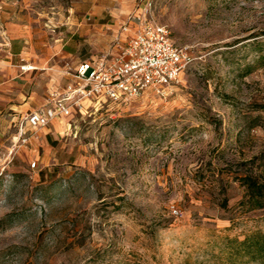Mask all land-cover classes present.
<instances>
[{"label":"rangeland","instance_id":"374dc122","mask_svg":"<svg viewBox=\"0 0 264 264\" xmlns=\"http://www.w3.org/2000/svg\"><path fill=\"white\" fill-rule=\"evenodd\" d=\"M115 11L167 27L191 62L163 95L86 104L25 145L23 120L0 125V264H257L234 241L264 233L246 186L264 185V0H0V47L27 35L54 66L34 78L66 85L112 47ZM73 35L78 59L52 58Z\"/></svg>","mask_w":264,"mask_h":264},{"label":"built area","instance_id":"2783aa9c","mask_svg":"<svg viewBox=\"0 0 264 264\" xmlns=\"http://www.w3.org/2000/svg\"><path fill=\"white\" fill-rule=\"evenodd\" d=\"M130 24L131 36L123 42L115 40L117 54L102 55L73 68L67 65L71 83L62 92L50 94L43 108L27 115L21 125V145L54 120L74 112L82 114L87 101L124 105L148 90L163 95L178 82L191 62L187 48L176 45L171 31L149 22L145 14L129 19L121 31L127 33Z\"/></svg>","mask_w":264,"mask_h":264},{"label":"crops","instance_id":"0c3cea01","mask_svg":"<svg viewBox=\"0 0 264 264\" xmlns=\"http://www.w3.org/2000/svg\"><path fill=\"white\" fill-rule=\"evenodd\" d=\"M91 11L94 13L100 12L96 3L84 13L85 15H88ZM123 14L124 15H121L118 11L113 12V15L117 16L119 21L128 20L129 18H127V15H125V13ZM123 23L124 24L119 28L120 31L126 24L125 22ZM82 24L83 23L81 22V25ZM110 27L116 29L117 24L110 25ZM119 30H115L117 33L113 35L111 41L112 47H110V50H108L107 46L104 47L103 50L107 52L104 55L117 54V49L114 46L115 40L119 39L122 42L127 40L133 33V25H129V31L127 33H123L122 31L120 33ZM90 31L91 29L89 28L82 34L84 35ZM26 36L27 35L23 34L11 36L10 40L6 43L8 51L2 50L0 47V125L18 119L24 121L25 116L31 113H28L29 110L43 107L47 103L50 94L54 92H62L65 87L71 83V78H69V82H67L66 85L61 84L62 78H59L57 79V84H53V87V85L49 86V83L38 82V79L34 78V76L39 74H49V70L54 69V66L49 64L51 58H49L50 56L47 52L37 54L34 51L35 47L32 44H29V41H25L22 45H20V42H17ZM73 37L75 38V35L69 37L65 42L60 40L62 43L58 46V50L55 55H52V58L57 57L58 59L60 56L62 59L72 57L73 60H77L78 56L76 50L79 48V45L74 47L69 43ZM88 44L91 48L95 49V47H92L94 43L91 42L90 38ZM13 58L19 59L23 63L21 64V67L27 65L28 67L26 71L18 73V71H16V66L12 65ZM94 60L96 59L93 57L80 60L75 63V66L85 61L88 62ZM55 67L64 71L63 67L61 68L58 65ZM91 103L93 102L87 101L85 102V106L86 104ZM23 114L26 115L23 116Z\"/></svg>","mask_w":264,"mask_h":264},{"label":"trees","instance_id":"16d2710c","mask_svg":"<svg viewBox=\"0 0 264 264\" xmlns=\"http://www.w3.org/2000/svg\"><path fill=\"white\" fill-rule=\"evenodd\" d=\"M249 201L253 209L264 208V185H259L255 180H246ZM237 245L236 254L247 257L251 262L264 264V233H253L243 241H234Z\"/></svg>","mask_w":264,"mask_h":264}]
</instances>
